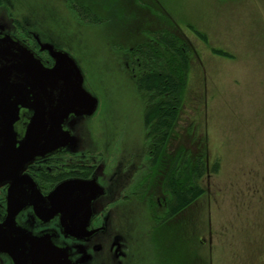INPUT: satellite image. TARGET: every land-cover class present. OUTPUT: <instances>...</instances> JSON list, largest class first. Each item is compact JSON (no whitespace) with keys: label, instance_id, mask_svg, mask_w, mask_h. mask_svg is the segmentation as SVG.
I'll return each mask as SVG.
<instances>
[{"label":"rangeland","instance_id":"374dc122","mask_svg":"<svg viewBox=\"0 0 264 264\" xmlns=\"http://www.w3.org/2000/svg\"><path fill=\"white\" fill-rule=\"evenodd\" d=\"M0 1L5 27L19 21L42 44L75 61L83 96L95 106L91 115L66 121L68 145L102 150L109 159L118 151L122 158L140 155L146 145L144 101L122 46L143 40L145 27L178 24L194 55L167 149L172 153L183 145L197 154L206 148L218 171L203 181L205 195L183 215L189 220L181 233H189L192 251L180 240L176 250L170 243V254L189 264H264V0H75L109 7H102L107 20L100 26L79 22L65 0ZM211 49L232 58H219ZM146 236L160 238L161 232ZM158 246L151 245L138 264H162Z\"/></svg>","mask_w":264,"mask_h":264},{"label":"flooded vegetation","instance_id":"af4514ba","mask_svg":"<svg viewBox=\"0 0 264 264\" xmlns=\"http://www.w3.org/2000/svg\"><path fill=\"white\" fill-rule=\"evenodd\" d=\"M13 27H5L0 20V39L8 36L21 42L50 66L52 62L47 53L39 52L41 41L36 39L38 36L34 37L28 26H22L19 21H14ZM30 115L26 109L19 111V120L14 125L18 141L22 140ZM63 129L69 130L65 125ZM170 138H145L146 145L140 155L132 154L126 158H122L124 155L120 151L109 159L102 150L74 149L71 145L34 157L21 175L0 179V227L5 225L9 198L14 208L21 206L9 231L28 234L32 244L33 238L49 242L66 253L74 264H133L134 258L137 264L143 263L145 255L150 254L149 247L153 245L156 249V243L162 264H180L176 252L172 259L168 246L172 243L176 250V244L182 240L192 251V238L188 232L181 233V229L189 220L183 215L193 205L189 204L175 214L171 211L176 194L187 193L190 187L185 147L180 145L169 153ZM92 179L103 192L92 202L93 214L87 225L82 226L80 219L74 223L73 232L78 235L67 234L60 213L38 215L35 212L36 208L43 209V200L57 186ZM75 214L80 217L78 208ZM155 229L160 230V238L146 236ZM0 264L15 263L11 256L0 253Z\"/></svg>","mask_w":264,"mask_h":264},{"label":"water","instance_id":"95a60500","mask_svg":"<svg viewBox=\"0 0 264 264\" xmlns=\"http://www.w3.org/2000/svg\"><path fill=\"white\" fill-rule=\"evenodd\" d=\"M39 52L47 53L50 66L21 42L8 36L0 39V179L19 176L34 157L68 145L71 137L63 129L66 121L94 111L95 103L83 96L82 76L75 61L40 42ZM21 109L28 110L31 118L18 141L14 125ZM102 192L94 179L63 183L43 200V209L36 208L35 212L60 213L67 234L76 236L74 223L80 219L82 226L87 225L93 214L92 202ZM10 202L8 198V215L0 227V253L11 256L15 264H74L49 242L33 238L34 245L28 234L10 232L16 211L21 208H14ZM76 208L80 217L75 214Z\"/></svg>","mask_w":264,"mask_h":264},{"label":"trees","instance_id":"16d2710c","mask_svg":"<svg viewBox=\"0 0 264 264\" xmlns=\"http://www.w3.org/2000/svg\"><path fill=\"white\" fill-rule=\"evenodd\" d=\"M141 2L142 0H137L138 4ZM64 5L79 22L90 25L100 26L106 22L107 17L103 15L102 7L110 11L105 4H101L99 10V7H92L89 2L84 1L78 4L75 0H65ZM80 11L83 17L79 15ZM120 14L117 12L115 15ZM140 23H143L142 20ZM165 25L166 27H145L141 30L143 40L130 46V49L122 46V50L126 51V67L144 101L143 122L147 139L155 137L165 140L171 136L187 89L189 66L194 55L189 40L176 31L178 24L166 20ZM191 31L201 42H207L204 34L194 29ZM211 53L219 58H232V55L222 50L211 49ZM199 149L197 154L187 151L190 188L187 193L176 194V202L171 207L174 214L204 196L206 189L202 181L218 171V162H209L206 148ZM180 264H189V260L180 259Z\"/></svg>","mask_w":264,"mask_h":264}]
</instances>
